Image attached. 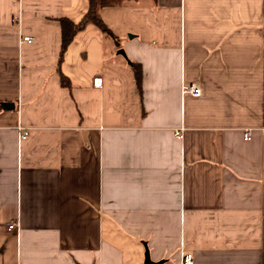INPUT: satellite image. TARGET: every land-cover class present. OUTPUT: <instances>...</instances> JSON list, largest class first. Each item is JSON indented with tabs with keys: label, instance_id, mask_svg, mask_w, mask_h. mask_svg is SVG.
<instances>
[{
	"label": "crops",
	"instance_id": "obj_1",
	"mask_svg": "<svg viewBox=\"0 0 264 264\" xmlns=\"http://www.w3.org/2000/svg\"><path fill=\"white\" fill-rule=\"evenodd\" d=\"M87 6L0 0V264H264V0Z\"/></svg>",
	"mask_w": 264,
	"mask_h": 264
},
{
	"label": "trees",
	"instance_id": "obj_2",
	"mask_svg": "<svg viewBox=\"0 0 264 264\" xmlns=\"http://www.w3.org/2000/svg\"><path fill=\"white\" fill-rule=\"evenodd\" d=\"M126 0H87L88 6L85 13L81 16V18L74 22L69 18L61 17L59 18L60 26H61V55L66 49L67 45L71 42L75 34L78 30L82 29L88 23H93L98 27V29L108 35L113 37L110 29L103 22L101 17L99 16V10L104 6H114L123 3ZM131 67L134 71L135 80L139 89H141L140 83L142 78V70L139 64L135 62H131ZM62 84H65L67 78L62 74L61 76Z\"/></svg>",
	"mask_w": 264,
	"mask_h": 264
},
{
	"label": "built area",
	"instance_id": "obj_3",
	"mask_svg": "<svg viewBox=\"0 0 264 264\" xmlns=\"http://www.w3.org/2000/svg\"><path fill=\"white\" fill-rule=\"evenodd\" d=\"M23 41L31 42L32 38L30 36H24ZM92 85L94 87H101L102 86V74L101 72H94L92 76ZM182 93H188L192 96H199L202 92L201 87L197 83H190L188 85H184L181 89ZM178 136H181V133L179 131L177 132ZM27 137V131L24 130L20 134V138L24 139ZM244 139H249V132L244 133ZM17 226L16 222H12L8 224L7 228L8 230L15 229ZM180 264H193V255L191 253H183L181 257Z\"/></svg>",
	"mask_w": 264,
	"mask_h": 264
},
{
	"label": "water",
	"instance_id": "obj_4",
	"mask_svg": "<svg viewBox=\"0 0 264 264\" xmlns=\"http://www.w3.org/2000/svg\"><path fill=\"white\" fill-rule=\"evenodd\" d=\"M118 53L122 54L123 56H125L124 54V51L122 49H119L118 50ZM160 262H157V261H152L150 259V256H149V253H148V250L147 248H145V253H144V264H158Z\"/></svg>",
	"mask_w": 264,
	"mask_h": 264
}]
</instances>
